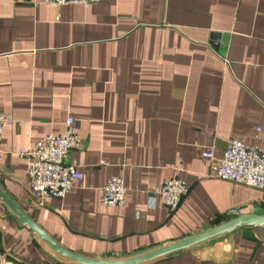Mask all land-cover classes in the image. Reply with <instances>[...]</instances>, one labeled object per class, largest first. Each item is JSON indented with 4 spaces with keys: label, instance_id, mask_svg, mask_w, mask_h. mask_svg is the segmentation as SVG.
<instances>
[{
    "label": "crops",
    "instance_id": "obj_1",
    "mask_svg": "<svg viewBox=\"0 0 264 264\" xmlns=\"http://www.w3.org/2000/svg\"><path fill=\"white\" fill-rule=\"evenodd\" d=\"M0 112L13 120L0 142V187L74 253L124 258L233 212L264 215V191L205 177L201 156L211 146L221 156L231 139L264 153V0H0ZM68 117L82 178L64 198L38 202L15 153L63 132ZM114 175L125 181L123 207L101 203ZM173 176L189 193L171 213L151 197ZM43 243L0 199L6 262L80 264ZM145 264H264V230L239 228Z\"/></svg>",
    "mask_w": 264,
    "mask_h": 264
},
{
    "label": "built area",
    "instance_id": "obj_2",
    "mask_svg": "<svg viewBox=\"0 0 264 264\" xmlns=\"http://www.w3.org/2000/svg\"><path fill=\"white\" fill-rule=\"evenodd\" d=\"M44 5L64 6L80 4L87 8L99 0H41ZM13 124V120L0 112V142L4 126ZM65 129L58 134H45L38 138L27 149L15 153L25 157L26 174L30 182V190L38 202L50 197L64 198L71 190L75 179H81L77 163L69 158L73 150L80 148V141L75 118L65 120ZM1 146V144H0ZM201 156L209 161L204 175L207 178H219L233 181L264 191V153L257 146L231 139L226 144L221 156H215L214 146L201 152ZM102 165L108 163L101 161ZM101 203L105 207H123L126 203L125 181L121 176H111L100 187ZM189 193L188 184L179 176L165 178L153 190L152 201L158 198L171 213L178 210L180 203ZM0 264H9L0 251Z\"/></svg>",
    "mask_w": 264,
    "mask_h": 264
},
{
    "label": "water",
    "instance_id": "obj_3",
    "mask_svg": "<svg viewBox=\"0 0 264 264\" xmlns=\"http://www.w3.org/2000/svg\"><path fill=\"white\" fill-rule=\"evenodd\" d=\"M218 35H214V38H218ZM212 47L216 49V44L211 43ZM0 199L3 204L14 213L18 224L21 227L28 229L34 236L42 240L48 250H51L61 256L71 260L74 263L80 264H145L152 262L154 260L160 259L163 256L179 252L180 250L189 251L196 248L204 243L211 242L215 239L225 237L231 232L247 227V226H257L264 230V215L255 214L251 212L247 213H237L233 212L235 216L230 217V219L213 225V227H207L201 231L196 232V234H191L188 236H182L174 241H164L158 246L150 249H144L137 251L128 255L124 258H98L89 257L77 252H72L61 246L55 240H53L49 234L42 229L33 218L22 208L18 203H16L11 196L6 194L4 190L0 187Z\"/></svg>",
    "mask_w": 264,
    "mask_h": 264
},
{
    "label": "bare ground",
    "instance_id": "obj_4",
    "mask_svg": "<svg viewBox=\"0 0 264 264\" xmlns=\"http://www.w3.org/2000/svg\"><path fill=\"white\" fill-rule=\"evenodd\" d=\"M43 244H45V243H43Z\"/></svg>",
    "mask_w": 264,
    "mask_h": 264
}]
</instances>
